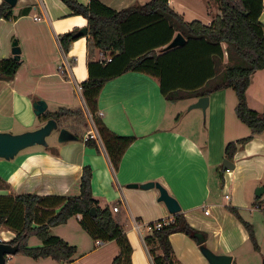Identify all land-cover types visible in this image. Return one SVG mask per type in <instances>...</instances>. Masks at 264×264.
Here are the masks:
<instances>
[{
    "label": "crops",
    "instance_id": "0c3cea01",
    "mask_svg": "<svg viewBox=\"0 0 264 264\" xmlns=\"http://www.w3.org/2000/svg\"><path fill=\"white\" fill-rule=\"evenodd\" d=\"M76 1L83 5L89 2ZM99 1L121 10L150 0ZM167 4L184 21L199 20L209 25L218 14L213 0H167ZM259 21L264 30V0ZM83 27H87L86 18L74 14L61 0H16L12 17L0 18V59L13 56L11 44L16 40L22 61L12 79H0V131L20 133L41 125L45 120L34 114L32 106L39 99L46 103L44 113L59 107L84 109L75 85L88 78L89 60L101 61L99 49L87 48L88 33L69 44L66 56L74 59L69 75H61L57 69L63 52L57 38ZM158 40L160 35L152 42ZM222 47H225L223 43ZM208 85L207 82L203 87ZM229 90L219 89L207 95L206 109L209 107L211 113L208 124L202 123L199 108H189L193 111L190 118L179 121L181 104L191 105L199 96L191 94L170 100L161 92L156 77L126 70L107 79L96 98V111H102L100 121L118 135L134 137L117 170L113 169L103 146H89L79 138L63 143L51 139L46 146L34 145L21 150L11 160L0 158V194L77 195L83 167L89 166L92 197L99 207L107 205L122 226L131 246V264H153V255L161 252L156 246L154 252L150 251L144 241L150 232L143 226L160 220L170 222L173 214L158 200L157 188H132L127 184L156 181L178 201L188 224L207 234L203 245L214 253L231 255V264H262L264 213L245 207L247 213L243 214L239 208L245 205L247 185L257 182L255 185L264 187V132L253 134L238 146L229 159L232 169L222 168L225 144L251 134L250 129L244 132L239 127L234 111L237 100ZM246 99L251 109L264 111V69L252 74ZM58 126L78 133L75 124L58 123ZM222 189L225 194L229 193V199L224 193L221 195ZM252 195L256 201L264 191L259 197L255 191ZM114 206L118 207L117 211H113ZM232 206L242 220L231 212ZM81 217L76 214L68 218L65 222L75 219L76 223L65 229L49 228V234L77 248L71 261L30 257L32 261L25 264H112L119 251L117 243L93 238L81 227ZM242 221L250 226L257 249ZM135 223L141 226L137 229ZM0 232L7 235L1 242L14 237L10 230L0 228ZM96 240L102 244L97 245ZM169 242L174 264H208L198 242L184 233H171Z\"/></svg>",
    "mask_w": 264,
    "mask_h": 264
},
{
    "label": "trees",
    "instance_id": "16d2710c",
    "mask_svg": "<svg viewBox=\"0 0 264 264\" xmlns=\"http://www.w3.org/2000/svg\"><path fill=\"white\" fill-rule=\"evenodd\" d=\"M61 1L74 14L86 18L90 36L87 39L88 50L97 48L111 57L108 62L89 60L88 78L80 84L84 108L93 117L114 170H117L124 151L134 137L118 135L100 121V117L96 116V98L107 79L126 70L133 69L156 77L161 92L170 100L231 88L237 100L235 115L250 129L251 134L225 144L227 159H232L238 146L250 140L253 134L264 132V111L251 109L246 99L252 74L264 69V30L259 21L263 0H214L218 14L209 25L199 20L184 21L167 4V0H150L121 10L112 9L99 0H89L86 5L76 0ZM11 17L12 7L1 2L0 18ZM76 32L77 29H73L59 36L63 52L66 53L69 44L78 38ZM175 32L180 33L186 43L165 50L163 47L171 41ZM158 35L160 40L152 42ZM158 47L161 48L155 50ZM21 62L20 55L0 59V79H12ZM207 82L208 87H203ZM81 114V108L59 107L56 111L43 113L40 118H54L60 123L62 118ZM84 143L97 145L93 140ZM91 174L89 166L83 167L77 195L0 194V228L14 234L8 242L19 244L20 252L34 260L49 257L59 262L71 261L77 248L61 237L49 234V228L81 214L79 223L93 238L117 243L119 251L112 264H131V246L122 226L107 205L99 207L92 197ZM92 207L96 208L94 216L90 214ZM229 209L242 220L236 208ZM242 223L257 249L250 226L244 221ZM174 232H182L195 242L206 239L207 235L189 225L182 212L173 214L170 222L144 237L151 252H154L155 246L161 252L153 255V264H174L169 242V235ZM30 234L40 238V246L25 245Z\"/></svg>",
    "mask_w": 264,
    "mask_h": 264
},
{
    "label": "water",
    "instance_id": "95a60500",
    "mask_svg": "<svg viewBox=\"0 0 264 264\" xmlns=\"http://www.w3.org/2000/svg\"><path fill=\"white\" fill-rule=\"evenodd\" d=\"M11 7L15 5L16 0H3ZM88 33V28L83 27L77 30L75 33L76 37L85 36ZM185 43V38L180 34L176 33L172 40L165 46V49H171L174 47L182 46ZM11 53L13 57H18L20 55V48L17 45V41L13 40L11 44ZM208 104V96L203 95L199 96L195 102H193L189 108H199L203 112ZM33 112L36 116H41L45 109L46 103L39 99L33 102ZM53 131H57V142L63 143L67 141L77 140V136L69 131L65 127H59L57 120L54 118L46 119L41 125L34 129L22 131L20 133H11L7 131H0V158L5 160L13 159L21 150L34 146V145H42L46 146L47 141L46 138ZM222 168L224 170H229L233 168V163L224 158L222 160ZM127 187H140L143 189H148L155 187L159 191L158 200L162 201L169 213L175 214L180 211V205L178 201L168 193V191L158 182L156 181H148L145 183L137 184V183H129ZM264 191V187L260 186L255 190V195L259 197ZM95 207L90 209V214L95 215ZM198 244L200 245V251L202 255L207 260L208 264H231L232 257L227 254H217L214 253L211 249L203 245V240H199ZM20 251L19 244H11L9 242H1L0 241V264H5L7 257L11 255H15ZM264 264V262L262 263Z\"/></svg>",
    "mask_w": 264,
    "mask_h": 264
},
{
    "label": "rangeland",
    "instance_id": "374dc122",
    "mask_svg": "<svg viewBox=\"0 0 264 264\" xmlns=\"http://www.w3.org/2000/svg\"><path fill=\"white\" fill-rule=\"evenodd\" d=\"M213 2H214V0H213ZM214 9L216 10V3L214 5ZM229 91L232 93L233 97L234 96L236 97L235 92L232 89L229 90ZM181 105L182 106H180L181 109H180L179 115H178V117H179L178 120L179 121L185 120L186 117L190 118L191 113H193V111L190 112L188 110L190 105H188L186 107H185L184 103H182ZM199 113H200V117H201L202 123L203 124H205V123L208 124V121L210 120V114H211L210 110H209V107L207 109H205V112H203L201 110V112H199ZM62 123L63 124H68V125L69 124L77 125L78 126V129H77L78 133L77 134L78 135L86 134L91 128L90 127L91 120L89 118L88 111L86 110V108L82 109V114L81 115L70 116L69 118L63 119L62 122L60 121V124H62ZM239 127L244 129V132H246V131L248 132L249 131V128L245 124H243L242 122H239ZM51 139H56L57 140V131H53L49 136H47L46 141H49ZM255 184H257V182L247 185L246 189L244 190V193H246L245 194L246 197L244 198L245 205L243 207H241V209L239 208V210L243 214L247 213V210L245 211V209H244L245 207L256 211V209H254V204H264V195H262V197L260 199L256 200V201L253 198L254 195H252V193L254 194V191L256 190V188L262 186V185H255ZM236 189H237V186H234V190H236ZM230 192H231V195H232L233 187H232ZM220 193H221V195H223L224 189L220 190ZM260 213H262V212H260ZM75 223L76 222H75V219H74V220H70V221H67V222H63V223L54 225L50 229H52L54 231H58L60 229H65L66 227H70V225H75ZM3 230H6V229L3 228ZM2 237H7V235L5 233H1L0 232V239ZM36 243L41 244V240L36 234H30L25 240V245L27 247H33L32 245L36 244ZM25 261H32V260H31V258L29 256L25 255L24 253L18 252L15 255L8 256L7 260H6V264H25Z\"/></svg>",
    "mask_w": 264,
    "mask_h": 264
},
{
    "label": "built area",
    "instance_id": "2783aa9c",
    "mask_svg": "<svg viewBox=\"0 0 264 264\" xmlns=\"http://www.w3.org/2000/svg\"><path fill=\"white\" fill-rule=\"evenodd\" d=\"M36 19H39V17H36ZM58 41H59V37L57 38ZM99 58L101 61H105V62H108L111 60V57L106 55L105 53H103L102 51L99 52ZM73 60L74 59H70L66 56V53L65 52H62V59H61V62L58 64L57 66V69L59 71V73L61 75H64V76H68V72H69V69L71 68V66L73 65ZM75 88H76V91L81 94V91H82V87H81V84L77 83L75 85ZM88 115H89V118L91 120V125H90V130L83 135L82 137V140L83 141H87V140H93L98 146H103V143H102V139L100 137V135L98 134L97 132V129L94 125V122H93V117L92 115L88 112ZM96 116L97 117H101L102 116V111L101 110H98L96 111ZM224 197L226 199H229V195L228 194H225ZM254 209L256 210H259V211H262L264 213V205L263 204H254ZM118 210V207L117 206H114L113 207V211H117ZM207 212V211H205ZM168 222L167 221H163V220H160V221H155L153 223H148V224H145L143 226V228L149 232H151L153 229H156V228H159L161 227L163 224H167ZM141 225L139 223H135V227L138 229V227H140ZM97 245H100L102 244V241L100 240H96L95 241Z\"/></svg>",
    "mask_w": 264,
    "mask_h": 264
}]
</instances>
